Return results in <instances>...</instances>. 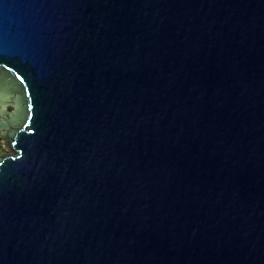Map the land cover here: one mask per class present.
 Here are the masks:
<instances>
[{"label": "water", "instance_id": "95a60500", "mask_svg": "<svg viewBox=\"0 0 264 264\" xmlns=\"http://www.w3.org/2000/svg\"><path fill=\"white\" fill-rule=\"evenodd\" d=\"M0 264H264V0H0Z\"/></svg>", "mask_w": 264, "mask_h": 264}, {"label": "rangeland", "instance_id": "374dc122", "mask_svg": "<svg viewBox=\"0 0 264 264\" xmlns=\"http://www.w3.org/2000/svg\"><path fill=\"white\" fill-rule=\"evenodd\" d=\"M10 138L8 136H0V155L7 154L8 152H13L10 147Z\"/></svg>", "mask_w": 264, "mask_h": 264}]
</instances>
